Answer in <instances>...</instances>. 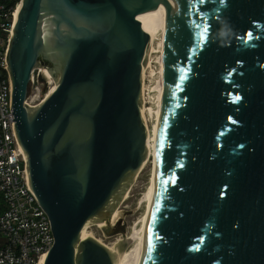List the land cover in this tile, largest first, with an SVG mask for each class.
I'll return each instance as SVG.
<instances>
[{"label":"water","instance_id":"water-1","mask_svg":"<svg viewBox=\"0 0 264 264\" xmlns=\"http://www.w3.org/2000/svg\"><path fill=\"white\" fill-rule=\"evenodd\" d=\"M147 15L165 25L164 87L141 264H264V0H21L6 64L54 237L42 264H114L82 230L147 157ZM38 66L41 93L55 84L26 104Z\"/></svg>","mask_w":264,"mask_h":264},{"label":"built area","instance_id":"built-area-1","mask_svg":"<svg viewBox=\"0 0 264 264\" xmlns=\"http://www.w3.org/2000/svg\"><path fill=\"white\" fill-rule=\"evenodd\" d=\"M21 0H0V264H42L54 244L50 220L27 188L26 158L16 139L10 109V79L6 52L10 45L15 12ZM39 66L31 76L26 104L42 101Z\"/></svg>","mask_w":264,"mask_h":264},{"label":"rangeland","instance_id":"rangeland-1","mask_svg":"<svg viewBox=\"0 0 264 264\" xmlns=\"http://www.w3.org/2000/svg\"><path fill=\"white\" fill-rule=\"evenodd\" d=\"M158 42V41H157ZM155 55H152V62ZM146 66L149 65L150 54L148 55ZM153 73L151 67L144 71V87L146 94L143 95L145 101L150 103L145 105L144 111L149 119H152L155 112L153 105L156 93L154 87L159 77L158 64L152 63ZM147 78V80L145 79ZM53 81V79H51ZM54 83V82H52ZM52 85V84H51ZM150 127V144L151 152L146 160L144 167L139 170L129 181V186L125 193L121 196L118 202L113 207L112 211H118L116 221L112 220V214L108 218V222L103 221L102 224L93 223L88 225L87 232L92 238L99 239L106 245H112L113 242L121 240V244L125 250H130L135 243L134 231L141 228L142 219L148 217L150 204L152 201V192L155 177V143L157 125L152 120L149 123ZM109 216V215H108ZM136 228V229H135Z\"/></svg>","mask_w":264,"mask_h":264},{"label":"bare ground","instance_id":"bare-ground-1","mask_svg":"<svg viewBox=\"0 0 264 264\" xmlns=\"http://www.w3.org/2000/svg\"><path fill=\"white\" fill-rule=\"evenodd\" d=\"M141 25H142V28L144 29V31H146L150 35V43H149V47H148V50H147V54L148 53L150 54V60H149L150 62H149L148 67L144 66L143 69H146V68L149 69L151 67V72L153 73L152 63L158 64V67H159V71H158L159 77H158V79L156 81V84H155V87H154V91L156 93V97H155L154 103H153V105L155 106V112L153 114L152 119H149V117H147L145 112H144L146 110L145 105L150 103V102L148 101V103H147V101H145L144 98H143V95L146 94V89L144 87V82H143L142 115H143V119H144L146 130H147L148 153H147L146 159H148L149 153L151 152V144H150L151 133H150L149 123L152 120H154V122L157 125L158 118H159V113H160V106H161V102H162V96H163V87H164V83H163L164 82L163 81V79H164V76H163L164 75V32H165V25L162 24L159 21V19L156 16H153V15L145 16L144 17V21L141 22ZM152 55H155L154 58H153L154 62H152ZM51 79H53V77H51L50 80H49V81L53 82ZM145 79L147 80L146 77H145ZM54 84L55 83H52V85H50V89L53 87ZM50 89H49V91H50ZM145 163H146V160L143 162V164L141 165L139 170H141L144 167ZM154 183H155V177H154ZM153 191H154V185H153ZM153 193L154 192H152V199H153ZM150 207H151V204H150ZM149 210H150V208H149ZM117 217H118V211L115 210L113 212V214H112V220L116 221ZM105 222H108V220L105 221ZM97 223L98 224H102L103 221L102 222H97ZM146 225H147V217L142 219L141 228L134 231V234L136 233V235H134L135 238H134L133 243H135V244L133 245V247L130 250H128V249L125 250L123 248V245L121 244V242H122L121 240H117V241L113 242L112 245H110V246L106 245L105 243H103L99 239L95 238V240L97 242H99L100 244L104 245L111 252V254L113 255L114 264H141L142 257H143V254H144ZM87 228H88V226H86L82 230V238L83 239L92 237V236H90L88 234Z\"/></svg>","mask_w":264,"mask_h":264},{"label":"snow or ice","instance_id":"snow-or-ice-1","mask_svg":"<svg viewBox=\"0 0 264 264\" xmlns=\"http://www.w3.org/2000/svg\"><path fill=\"white\" fill-rule=\"evenodd\" d=\"M201 2H203V0H201Z\"/></svg>","mask_w":264,"mask_h":264},{"label":"trees","instance_id":"trees-1","mask_svg":"<svg viewBox=\"0 0 264 264\" xmlns=\"http://www.w3.org/2000/svg\"><path fill=\"white\" fill-rule=\"evenodd\" d=\"M45 90V89H44Z\"/></svg>","mask_w":264,"mask_h":264}]
</instances>
